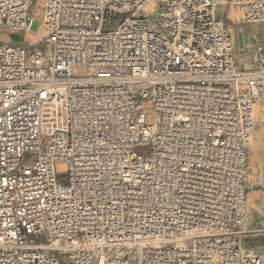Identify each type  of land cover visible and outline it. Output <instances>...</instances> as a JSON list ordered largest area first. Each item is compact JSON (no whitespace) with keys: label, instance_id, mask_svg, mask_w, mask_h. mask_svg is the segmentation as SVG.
I'll return each mask as SVG.
<instances>
[{"label":"built area","instance_id":"obj_1","mask_svg":"<svg viewBox=\"0 0 264 264\" xmlns=\"http://www.w3.org/2000/svg\"><path fill=\"white\" fill-rule=\"evenodd\" d=\"M226 18L264 0H0V264H262L264 45Z\"/></svg>","mask_w":264,"mask_h":264},{"label":"rangeland","instance_id":"obj_2","mask_svg":"<svg viewBox=\"0 0 264 264\" xmlns=\"http://www.w3.org/2000/svg\"><path fill=\"white\" fill-rule=\"evenodd\" d=\"M223 7V6H222ZM220 7V8H222ZM228 12V6L225 8ZM123 16L117 18L119 22ZM230 30L237 32L236 49L241 65L250 62V56L256 45H264V24H237L226 18ZM114 24L107 28L113 27ZM30 36V35H29ZM24 39L23 32L0 34V40L19 43ZM245 54V55H244ZM146 153V149H139ZM249 181L247 186V223L251 232L246 243L257 246L263 256L264 264V89L255 103V129L248 149Z\"/></svg>","mask_w":264,"mask_h":264},{"label":"bare ground","instance_id":"obj_3","mask_svg":"<svg viewBox=\"0 0 264 264\" xmlns=\"http://www.w3.org/2000/svg\"><path fill=\"white\" fill-rule=\"evenodd\" d=\"M257 24H259V23H257ZM231 31H232V34H233V37H234V39H235V42H237V32H234V30H232L231 29ZM237 44H238V42H237ZM245 55V54H244ZM247 205V204H246ZM247 207V206H246ZM246 210H247V208H246ZM262 259H263V256H262ZM263 262H264V260H263Z\"/></svg>","mask_w":264,"mask_h":264}]
</instances>
